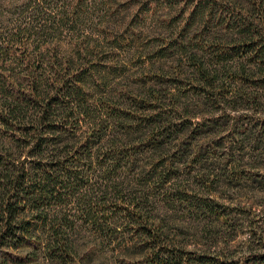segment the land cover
I'll return each mask as SVG.
<instances>
[{
  "label": "rangeland",
  "instance_id": "obj_1",
  "mask_svg": "<svg viewBox=\"0 0 264 264\" xmlns=\"http://www.w3.org/2000/svg\"><path fill=\"white\" fill-rule=\"evenodd\" d=\"M28 1H54L48 5L53 14L70 8L69 23L53 17L62 33L58 46L66 52L77 36L88 41L82 62L96 71L88 82L94 98L107 97L115 107L150 97L154 106L164 105L176 117L171 154L163 157L175 162L167 181L147 172L160 155L147 144L137 146L149 136L145 128L153 107L126 119L127 125L135 121L134 127L141 129L133 138L127 136L129 126L115 123V132L108 131L93 146L94 151L137 146L131 169L112 177L113 183L132 187L123 188L119 196H149L145 217L190 257H216L219 262L211 264H264V121H256L264 118V66L260 74L243 76L241 83L232 72L220 73L207 87L179 47L191 41L193 51L202 46L214 51L227 44L232 55L242 54L243 45L255 40L239 34L241 22L257 18L264 0H0V23ZM76 1H83L78 11L72 8ZM202 14L212 15L208 25ZM235 84L238 89L231 90ZM112 134L119 149L112 147ZM101 174L96 171L91 180L109 182ZM119 196L112 195L108 203ZM83 199L80 191L67 207H82ZM118 230L102 237L81 228L74 234L71 254L55 253L33 240L17 251L0 250V264H154L144 247L136 245L141 235Z\"/></svg>",
  "mask_w": 264,
  "mask_h": 264
},
{
  "label": "trees",
  "instance_id": "obj_2",
  "mask_svg": "<svg viewBox=\"0 0 264 264\" xmlns=\"http://www.w3.org/2000/svg\"><path fill=\"white\" fill-rule=\"evenodd\" d=\"M52 2L28 1L7 22L0 23V250L17 251L38 239L46 249L71 254L75 251L74 234L81 228L111 237L120 227L124 233L142 236L132 243L144 247L154 264L218 263L216 257L188 256L170 237L155 231L152 219L144 215L149 196H119L123 188L132 187L113 183L112 177L121 169L129 171L136 160L132 157L136 149L146 144L161 157L147 172L166 181L170 178L175 162L163 157L171 154L176 117L164 105L154 106L150 97L115 107L107 97L94 98L88 82L96 71L82 62L89 52L88 41L77 36L71 40L69 51L59 48L62 33L53 17L60 16V24L69 23L70 8L53 14L48 11ZM82 2L76 1L72 8L78 11ZM258 14L241 22L239 34L253 36L255 41L243 45L246 49L240 55H232L227 44L214 51L205 46L193 51L191 41L179 44L207 87L220 73L232 72L235 82L240 83L243 76L260 74L258 70L264 66V5ZM201 18L208 25L212 15L202 14ZM76 63L80 68L74 69ZM149 106L154 108L145 128L149 136L137 141L138 148L132 144L124 151L93 150L108 131L115 132V123L129 126L127 136L133 138L141 129L134 127L135 121L127 125V120ZM259 119L264 121L263 117L256 121ZM245 124L242 126L248 130ZM111 138L112 147H117L116 135ZM95 170L109 182H93ZM80 191L86 203L68 208ZM116 194L119 197L108 203ZM260 258L264 262V254Z\"/></svg>",
  "mask_w": 264,
  "mask_h": 264
}]
</instances>
